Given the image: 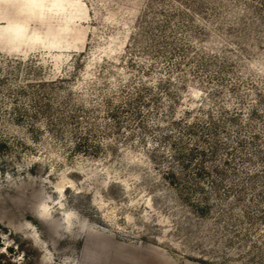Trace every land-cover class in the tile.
Here are the masks:
<instances>
[{
  "label": "rangeland",
  "instance_id": "obj_1",
  "mask_svg": "<svg viewBox=\"0 0 264 264\" xmlns=\"http://www.w3.org/2000/svg\"><path fill=\"white\" fill-rule=\"evenodd\" d=\"M0 264H264V0H0Z\"/></svg>",
  "mask_w": 264,
  "mask_h": 264
}]
</instances>
